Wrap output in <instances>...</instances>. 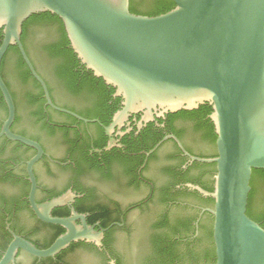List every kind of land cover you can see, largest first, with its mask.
I'll list each match as a JSON object with an SVG mask.
<instances>
[{"label":"water","instance_id":"1","mask_svg":"<svg viewBox=\"0 0 264 264\" xmlns=\"http://www.w3.org/2000/svg\"><path fill=\"white\" fill-rule=\"evenodd\" d=\"M172 1L171 11L151 17L132 13L130 0H0V91L8 108L0 138L36 150L27 162L32 209L39 219L66 230L45 250L15 236L0 264L14 262L19 250L51 258L73 242L101 246L103 239V231H95L77 213L68 219L51 216L53 208L72 200L70 194L35 203L33 168L44 152L38 143L11 131L15 105L1 76L10 46L18 48L48 106L88 122L53 104L24 49L23 24L41 13L61 19L81 64L122 99V109L106 128L108 135L134 114H144L147 123L156 114L211 106L217 157L190 159L216 165L214 191L189 187L214 200L207 211L214 218L216 264H264V228L247 214L253 172L264 170V0Z\"/></svg>","mask_w":264,"mask_h":264},{"label":"flooded vegetation","instance_id":"2","mask_svg":"<svg viewBox=\"0 0 264 264\" xmlns=\"http://www.w3.org/2000/svg\"><path fill=\"white\" fill-rule=\"evenodd\" d=\"M54 42L52 39L47 44ZM37 62L41 72L36 71L46 83L53 104L88 122L48 106L43 88L32 76L43 95H36L35 90L31 93L39 96L38 101L45 100L39 115L38 105H30L25 95L27 90L20 88L15 80L10 88L1 69L15 105L12 133L38 143L44 152L33 168L34 201L44 205L70 194L72 200L53 208L51 216L68 219L74 216L73 212L77 213L95 231H103V239L101 246L95 242H73L51 258H37L19 250L14 262L9 264H137L148 253L142 238L155 233L152 227L164 215L170 213L176 218L181 210L198 212L196 231L189 239L197 238L200 223L206 214L212 215L207 210L214 207V203L203 201L211 197L189 187L204 189L210 184L208 188L214 191V172L207 167L214 163L190 159V156L217 157L216 141L213 144L207 139H217L210 118L212 112L204 109L207 104L161 117L156 114L147 123L142 121L144 114H134L108 135L106 128L122 109V99L119 110L112 111L119 98L115 92L106 106L100 105L106 101L101 98L102 93L95 94L87 87L77 95L72 94L57 83L52 66L39 59ZM82 66L80 62L78 68ZM5 107L1 93L0 132L8 117ZM36 153L18 141L0 138V261L15 236L45 250L66 232L59 225L39 219L32 209L27 162ZM250 214L260 217L264 224V209L259 205H254ZM76 224L81 226V220Z\"/></svg>","mask_w":264,"mask_h":264},{"label":"trees","instance_id":"3","mask_svg":"<svg viewBox=\"0 0 264 264\" xmlns=\"http://www.w3.org/2000/svg\"><path fill=\"white\" fill-rule=\"evenodd\" d=\"M174 7L175 4L172 0H130V11L137 15L159 16L171 11ZM52 39L55 40L54 44H47ZM2 40L3 31L0 29V45ZM22 43L38 72H41L37 62L39 59L52 66L55 80L66 91L77 95L84 89L83 87H87L95 94L102 93L101 98L104 97L106 101L103 100L100 105H107L110 95L115 92V89L107 86L102 79L96 78L84 66L82 69L78 68L80 61L70 47L63 22L57 16L50 13L31 16L23 24ZM1 67L7 85L11 88V85H14L13 81H17L20 88L27 90L25 95L29 99L30 105H38L39 115H41V108L45 100L38 101L37 97L43 95V91L32 77L16 46L9 47ZM49 88L52 91L50 85ZM33 90L39 96H34L31 93ZM119 102L120 98L115 100L112 111L119 110ZM204 109H207L209 113L212 112V108L208 104ZM5 110L7 111L6 107ZM207 139L213 144L216 141V138ZM207 167L214 172L215 176V164L207 165ZM210 186L208 184L204 189L213 191V188H208ZM203 201L206 204L214 203L213 199ZM254 205H259L264 209V170L253 172L247 208L248 216L264 228V224L261 223L262 219L250 214ZM206 215L207 217L205 216L203 222L200 223L199 236L193 240L189 238L195 234L194 223L197 221L198 212L186 213L185 210H181L176 218L170 213L164 215L152 227L155 233L142 238L147 244L148 253L143 255L137 264H216L213 239L214 218L212 215ZM103 259L106 261L105 256Z\"/></svg>","mask_w":264,"mask_h":264}]
</instances>
